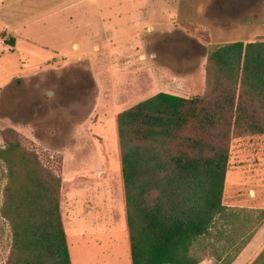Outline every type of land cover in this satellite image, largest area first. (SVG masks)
I'll return each instance as SVG.
<instances>
[{
    "label": "trees",
    "instance_id": "1",
    "mask_svg": "<svg viewBox=\"0 0 264 264\" xmlns=\"http://www.w3.org/2000/svg\"><path fill=\"white\" fill-rule=\"evenodd\" d=\"M205 70L202 96L160 93L118 116L133 264H201L210 256L232 264L263 221L248 231L224 194L234 143L264 139V41L215 46ZM0 134V215L11 235L5 264H70L61 177L17 131ZM254 264H264V252Z\"/></svg>",
    "mask_w": 264,
    "mask_h": 264
},
{
    "label": "rangeland",
    "instance_id": "2",
    "mask_svg": "<svg viewBox=\"0 0 264 264\" xmlns=\"http://www.w3.org/2000/svg\"><path fill=\"white\" fill-rule=\"evenodd\" d=\"M19 1L27 7L20 14L26 28L21 32L30 44L20 54L0 49V133L17 131L26 148L54 171L63 163L58 150L77 144L82 153L91 151L80 158L67 154V181L75 171L87 176L113 163L115 168L117 159L122 162L117 121L122 112L160 93L187 99L202 96L212 48L245 34L252 38L257 22L264 23V0H56L58 9L66 4L72 8V24L82 18L83 34L88 22V32L82 40H55L49 20L45 28L36 29L31 8L35 0ZM239 24L245 26L236 27ZM61 49L64 57H53ZM51 57L57 60L41 68ZM20 77L24 85L13 86ZM197 78L200 92L191 86ZM234 144L229 170L259 169L258 180L264 183V139ZM4 168L0 163V210L7 183ZM114 171L119 178L121 164ZM234 173H229V181L239 178ZM228 187L227 182L226 191ZM10 237L0 215V264L9 254Z\"/></svg>",
    "mask_w": 264,
    "mask_h": 264
},
{
    "label": "crops",
    "instance_id": "3",
    "mask_svg": "<svg viewBox=\"0 0 264 264\" xmlns=\"http://www.w3.org/2000/svg\"><path fill=\"white\" fill-rule=\"evenodd\" d=\"M46 5L49 7L47 11L44 9ZM57 6L56 0H43V2L42 0H35L32 2L31 8L33 9L34 17H36L34 24L36 29L45 28L51 23L50 25H54L53 31H55H52V34H54L55 40L57 38L59 40H67L70 37L71 40L73 37L77 38V40H82V37L88 32V22L86 23V31L83 34L82 18L79 19V24H72V8L68 4L61 6L59 9ZM26 9V5L24 3L20 4L19 0H0V31L3 33L1 38L6 41L5 46L0 44V49L4 54L7 52L11 55L24 53V46L28 47L30 44L28 36L21 32V30L26 28L20 14ZM263 17V15H260V19L263 20ZM62 18H65L64 22L59 21ZM46 20H49L50 23ZM241 26L245 25L239 24L236 27ZM255 27L257 31L254 37L251 38L248 34H245L222 45L237 42L249 44L258 40L264 41V23L257 22ZM6 35L13 37L11 39L13 44L10 43L11 40H7ZM151 41L149 42L152 43ZM198 43L200 42L198 41ZM74 47L78 48L76 44ZM31 49L35 48H30L29 51ZM55 55L59 56V58L64 57L62 49L53 54V57ZM53 57L45 59L46 62L40 65L41 68L57 60V58ZM151 57L155 60L157 55L152 53ZM162 66L168 70L166 64ZM38 73L29 74L25 78L34 77ZM178 76L181 75L178 74ZM25 78L20 77L19 79L24 80ZM191 86L194 88H192L193 91H202L201 80L199 82L198 78ZM80 135H77V139L82 141V136ZM82 151L78 149L77 144H73L71 148L66 147L64 150H58V153L62 155L63 163L60 169L57 170L58 172L55 171L62 179L61 216L68 242L70 264H133L123 170L119 178H115L114 175V170L116 167L118 168L119 164H121L122 169V162L117 159L115 168L113 163L109 165L108 169L100 167L96 172L93 171L92 174L89 173L87 176H84L85 172L82 170L75 171L74 175L70 177L71 181H67V169L69 168L67 154L69 152L73 153L76 156L74 158L91 154V151L83 153ZM233 171L235 172L233 175L239 176V178L235 177L229 181V173ZM260 171L259 169L251 168L249 172L229 170L227 174L226 185L228 182L229 187L224 194V205L226 208L241 213V216L246 220L244 225L248 231L257 229L259 217L262 216L261 220H263L256 231L245 232L248 233L247 236L253 232L255 233L232 264H254L264 252V183L258 180ZM254 173L257 175H254ZM238 190H242L244 193ZM210 243L216 245V240L212 238ZM223 243H226V240ZM201 264H218V262L214 257L210 256L206 257Z\"/></svg>",
    "mask_w": 264,
    "mask_h": 264
},
{
    "label": "built area",
    "instance_id": "4",
    "mask_svg": "<svg viewBox=\"0 0 264 264\" xmlns=\"http://www.w3.org/2000/svg\"><path fill=\"white\" fill-rule=\"evenodd\" d=\"M0 44L3 45V46L6 45V41L3 38H1V37H0Z\"/></svg>",
    "mask_w": 264,
    "mask_h": 264
}]
</instances>
